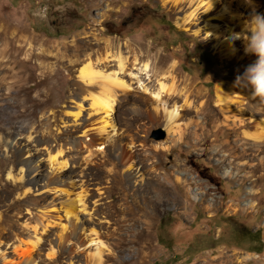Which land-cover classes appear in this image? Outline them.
<instances>
[{"label":"rangeland","instance_id":"1","mask_svg":"<svg viewBox=\"0 0 264 264\" xmlns=\"http://www.w3.org/2000/svg\"><path fill=\"white\" fill-rule=\"evenodd\" d=\"M178 1L185 0H0V32L14 36L18 47L50 54L42 60L34 57L32 65L45 61L61 68L57 82L48 85L49 106L44 109L30 105L23 112L11 97L2 95L5 86H0V264L33 260L36 264H86L80 255L99 250V243H88L94 237L93 228L103 233L102 264H264V139L256 143L245 138V133H256L254 124L227 122L230 113L218 106L216 94L222 85L225 91L219 95L238 102L235 119L244 115L242 109L261 117L251 88L239 94L240 87L233 86L256 57L245 54L240 37L234 42L236 55L221 59L214 50L215 36L208 35L210 25H219L223 32L228 27L241 31L237 19L232 22L221 11L228 2L234 14L246 15L243 21H248L252 8L264 14V0H217L218 8L206 12L201 7L200 16L185 29L178 22L199 1L193 8L186 1L175 5ZM114 42L123 45L130 57L127 73H119L126 87L104 91L98 86L94 95L106 93L117 99L108 132L129 151L118 167L117 151L108 146L109 135L102 137L92 125L105 113L95 111L91 96L70 95L87 57ZM112 44L110 52H115L117 46ZM147 62L150 69L142 71ZM73 65L71 73L68 67ZM172 66L177 67L174 80ZM106 70L119 72L117 62L112 61ZM161 83L175 92L173 102L170 94H158ZM33 90L36 96L38 89ZM78 102L83 105L79 119L73 116ZM174 103L175 122L170 125L165 112L173 110ZM202 121L206 125H200ZM67 129L71 134H64ZM32 132L47 144L31 143L27 138ZM94 138L107 146L94 148L98 152L93 163L81 161V168L70 169L71 162L67 167L49 162V155L60 145L66 156L59 157V162L85 157V145ZM198 139L204 141L198 143ZM72 142L79 144L82 153L73 150ZM243 145L253 156H242ZM157 147L161 154L149 164L158 166L150 170L143 169L138 156L130 160L134 150L145 155ZM27 161L33 166H25L21 173V163ZM166 170L172 177L165 181ZM81 171L89 176L88 211L95 216L100 209L92 222L83 223L77 240L61 242L62 225L69 224L65 205L81 192L77 176ZM117 173L123 179L131 174L139 187L154 184L155 179L165 183L164 187L158 184L162 202L154 217H133L128 211L131 203L117 190L95 204L100 199L98 189L110 190ZM65 182L69 184H61ZM61 187L68 194L56 192ZM78 214L76 222L91 218L88 212ZM70 220L73 224L75 219ZM143 229L145 235L135 239V233ZM19 246L36 248L29 258L15 253Z\"/></svg>","mask_w":264,"mask_h":264},{"label":"bare ground","instance_id":"2","mask_svg":"<svg viewBox=\"0 0 264 264\" xmlns=\"http://www.w3.org/2000/svg\"><path fill=\"white\" fill-rule=\"evenodd\" d=\"M185 1L188 3L190 8L191 7L193 8V4L195 3L196 0H185ZM185 1H180V2L178 1L177 3H175V5H179ZM197 2L199 4V6L196 5L197 7L193 8L192 11L187 16H185L179 20L178 26L180 28H183V29L187 28L188 25H190L196 18H198L200 16L201 7L205 6L206 12L209 10L218 8L217 7V5H218L217 0H197ZM231 3L232 2H230V3L228 2L229 5H225V7L221 9V11L223 12V15L225 13L229 14L230 18H231L230 20L232 22L237 19L238 23L237 22L236 23L241 28V31L236 32L233 27H228V30L223 32V31H220L219 25H210L208 27L209 28L208 29V35L212 34L213 36H215L217 44L214 46V50H216V52L220 54L221 59L222 58H226V59L233 58L237 53V51L235 50L234 42L238 38L239 39H240V37L243 38V36H245L247 34V32H246L247 21H243V19L246 17V15H243V16L241 14L237 15L236 12L234 14L232 11L233 9H231ZM253 10H255V9L252 8L248 11H249V13H252ZM197 32L199 33V30ZM16 42H17V40H15L14 36H11L9 33H6L4 35L3 33L0 32V86L1 85L5 86V89L3 90L2 95L6 96V97H11L12 98V104L14 106L15 105L22 106L25 109V111H23V112H27L26 109H29L30 105H32V107H41L42 109L47 108L49 106L48 100H49V95H50L49 94L50 93V87L48 85H50V84L52 85L53 80L58 79L57 77H59L58 74L60 73L61 68L58 66H54V65L50 66L49 64H46L45 61H41V63H35L34 65H32V63H33L32 61H33L34 57H36L37 60H42V59L48 58L50 54L48 55L42 49H41L42 50L41 52H37L35 49H32V48L31 49H24V48L18 47L16 45ZM111 44L112 43H108V46L105 48L104 51L97 50L93 55H89L87 57L86 64L82 68L79 69L78 80L75 81L73 87L70 89V92H71L70 95H72V96H82V95L91 96L92 97V99H91L92 104L91 105L95 109V111L97 113L99 111L105 113L104 117L97 119L96 121H98V122L95 121L96 123L94 122V123H92V125L97 126L95 129L98 131V133L102 137H103V135L107 134V135H109V138H110V132H108V128L113 127L111 119H112L113 114L116 112V104H117L116 100L117 99L115 97L114 98L111 97L109 94H106L105 92H104L105 93L104 95L102 94V96L98 97L100 94L94 95L95 94L94 89L98 86H102L103 88H105L104 91H106V90L111 91L110 89H115L116 87H118V89L122 88V87L123 88L126 87L125 82L123 81V79L119 75L127 73L126 71H127V68H128L129 62H130V57L126 56L123 52V45H120V44L114 42L113 44L117 46L116 51L110 52L109 47L111 46ZM48 53H50V52H48ZM51 54H52V52H51ZM134 56H135V61L137 62L138 56L135 54H134ZM248 60H249V58H248ZM251 60H253V59H251ZM112 61L117 62L119 72L114 71L113 73L108 74L106 67ZM75 64H76V62H75ZM74 66L75 65L68 67L69 71L71 73L73 72ZM149 69H150L149 62L144 63L142 66V71L148 72ZM36 70H39L40 73H36ZM171 71H172V73L170 76L174 80V79H176L175 73L177 72V67L172 66ZM183 80L186 82L187 78H183ZM55 82H57V80ZM45 86H47L46 92L42 91L43 87H45ZM34 87L36 89H38L36 96L33 95ZM222 87H223L222 85L218 86V89H217L218 91L216 94L219 96L217 104L219 107H221L222 111L230 113V116L225 118L226 121L228 122V121H230L229 119H231L235 126L236 125L246 126L249 124L250 125L254 124V127L256 129V133H251V134L245 133L244 134L245 138L247 140H253L256 143L261 142V140L264 139V110L263 109L260 110V106L264 107V103H261L258 100H254V102H253L256 111H258V112L261 111V117H256L255 115H252L251 113L246 112L245 109H242V110H240V112L243 113L244 115L241 118L235 119L236 114L238 112L237 111L238 102L231 100V99H224L222 97V95H219V93H222L223 91H225V90H223L224 88L222 89ZM187 88H188V85H187ZM246 89L247 88L240 87V93L239 94H244L245 92H247ZM172 90L173 89H171V90L167 89L166 85L164 83H161L160 84V91L158 94H161L164 92L167 93V96H168V94H170L169 100H171V102H173L174 95H171V93L175 94V92ZM174 90H175V88H174ZM94 99H96L97 101H95ZM176 105H177V103H174L172 106L173 110L165 112L166 117L169 119L168 122H170L169 123L170 125H173L172 122L175 119ZM186 105H187V107H189L191 104L189 103V101H186ZM82 107H83L82 103L78 102L76 105L77 110L74 111L75 113L73 112V116L75 118H78V119L80 118V116L82 114ZM222 111H220V112H222ZM134 119H139V116L134 117ZM248 119L251 122H248ZM204 123L202 121L200 123V125H202V126L206 125ZM230 126H231V124H230ZM233 129L234 128H232V130ZM88 131L89 130L85 131V135H88L87 134ZM70 132H71V130L67 129V131L64 132V134L65 133L67 135L71 134ZM27 139L29 141H31V143H41L42 145L47 144V141L41 140L38 136H34L33 132L30 133V135L28 136ZM60 139H61V137H60ZM203 141H204V139H198L197 140L198 143H202ZM109 142H111V143L108 144V146L109 145L114 146L115 150L117 151L118 155L116 157L117 162H116L115 166L118 167L120 165V163L123 161L125 154H127L126 152H129V151L122 144H118L116 139L112 140V138H110ZM71 144H72V148L74 151L77 150V152L79 151L80 153H82V150H78L79 144L77 142H72ZM105 145L107 146L106 142H104V141L99 142V141H96V138H94L93 142H90L89 144L85 145L86 150L84 153H87V155L85 157H83L81 159L78 158L75 161L74 160L73 161L68 160L69 161L68 162L67 160H65V161L59 162L60 161L59 157L63 156V158H64L66 156V155H62L64 149H63V146L60 145V147L57 149V151L54 154H52L53 153L52 152L49 155V158H50L49 162H53V163H56L57 166L62 165L64 167H67L68 163L71 162L70 169L71 168L74 169L75 165L78 166L77 168H81L83 166L81 161L86 162L85 164L93 163V160L96 157L97 152H98V151H94V148H97V146L100 147V146H105ZM248 150L249 149H247L243 145V148L241 149V153H242V156L244 158L249 157L250 155L253 156L252 153L248 154ZM26 153H30V150H27ZM130 153H131L130 160H132L136 156H138L140 158L141 163L143 164V169L148 168L150 170L153 167L158 166V163L154 162L153 164H149V161L152 158H155L156 155H160L161 150L159 147H157L156 149H151L150 152L148 154H145V155L139 150H137V151L134 150V152H130ZM137 153H139V154H137ZM76 161H78V162H76ZM159 163L162 164V162H159ZM21 164H22V167L20 166L21 167V169H20L21 173H24L25 166L26 167L29 166V168L33 166L32 165L33 163L32 162L28 163V161L23 162ZM114 164H115V162H114ZM60 169L61 168H59V170ZM25 171H27V170H25ZM70 173L74 174V173H76V171H70ZM165 175H166L164 177L165 181L170 179V177H168V176L172 177V173L168 172L167 170H166ZM77 176L80 177V181L82 182V184L79 186L81 189V192L77 195L76 199H72L71 197H69L68 203H67V205H65L64 213L66 214L65 216L67 217L66 219L69 222V224L68 225H62L63 231H62V234L59 236V240L61 242H63V240L70 241V242L77 240L79 238L78 232L84 231V224L83 223L84 222L85 223L86 222H92L93 218L97 214V210L100 209V208H98L97 210H95V216H94V214H90V211H88L90 209H88V205H87V200H88L87 197H89V195H88L89 176L86 172H82V171ZM153 182H154V184L146 182V184H144L143 187H139V186L133 184L136 182H133V178H132L131 174L123 179V177L119 173H117L116 176H114V178H113V181H112L113 185L110 188V190L104 191L105 189H103V188L98 189L100 191V195H99L100 199H98L95 202V204L97 202L102 201L103 199L101 197L106 195L108 192L113 194L115 192V190H117L122 195L124 194L125 199L131 203V206L128 208V211L133 217H135V218H137V217L138 218H152V217H154L155 214L158 213V205L162 202L160 198L158 199V184L162 187H164V184H165L164 182H162L161 180H158V179L157 180L155 179V181H153ZM67 183L65 182V183H61V184L66 185ZM73 184H71V185H73ZM19 186H24V184H20ZM56 192L68 194L66 189H64L62 187L60 189H58ZM90 196H92V195H90ZM131 196H132V199H130ZM51 206L52 207L56 206V203L52 202ZM149 209H153L154 211L150 212ZM85 212H88V214L90 215L91 218L87 219V220L86 219L80 220V222H76L79 220L80 214H78V213H85ZM71 217H74V219H75L73 224L70 220ZM61 218L62 217H60L59 219H61ZM49 223H50V221L48 222V224ZM146 223L148 224V222H146ZM37 230H38V227L36 226L35 227V233L37 232ZM91 233H92L91 235H94V237L91 238L88 241V243L89 242L90 243H94V242L99 243V246H98L99 250L97 249L98 251L96 253H87V254L83 253L80 255V258L84 259L86 264H102V261H103L102 260V258H103L102 254L105 251V249H104L105 244L102 240L103 233L100 229H96V228L91 229ZM144 233H145V230H144V232L143 231L136 232L133 237L135 239H140V237L145 235ZM147 233H148V235H151L150 232H147ZM124 241H126V240H123L122 245H126ZM37 242H39V243L41 242L40 237H38ZM71 244H73V243H71ZM35 248L36 247H34V246H33V248L19 246V248H17L15 250V253H17L19 256H24V257L28 256L29 258H31L32 257L31 254L33 253V250ZM3 257H4V260L9 259L5 255H3ZM25 264H36V261L33 260L32 263L25 262Z\"/></svg>","mask_w":264,"mask_h":264},{"label":"clouds","instance_id":"3","mask_svg":"<svg viewBox=\"0 0 264 264\" xmlns=\"http://www.w3.org/2000/svg\"><path fill=\"white\" fill-rule=\"evenodd\" d=\"M246 32L249 34L243 36L244 52L256 59L242 74L237 75L234 86L250 87L252 98L264 103V14L253 10L247 21Z\"/></svg>","mask_w":264,"mask_h":264},{"label":"trees","instance_id":"4","mask_svg":"<svg viewBox=\"0 0 264 264\" xmlns=\"http://www.w3.org/2000/svg\"><path fill=\"white\" fill-rule=\"evenodd\" d=\"M257 252H260V251H257Z\"/></svg>","mask_w":264,"mask_h":264}]
</instances>
